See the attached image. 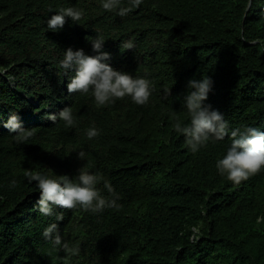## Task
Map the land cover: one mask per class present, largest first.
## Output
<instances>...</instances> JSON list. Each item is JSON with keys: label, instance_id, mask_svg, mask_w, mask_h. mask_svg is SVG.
<instances>
[{"label": "trees", "instance_id": "16d2710c", "mask_svg": "<svg viewBox=\"0 0 264 264\" xmlns=\"http://www.w3.org/2000/svg\"><path fill=\"white\" fill-rule=\"evenodd\" d=\"M61 7L85 15L48 31L46 19ZM97 35L114 69L151 81L146 106L126 97L98 108L90 95L67 93L64 50L96 55L89 40ZM128 40L134 48L124 50ZM262 41L264 0H143L125 17L103 11L99 0H0V116L16 112L35 132L18 145L0 125V264H264V224L255 223L264 215V170L234 186L215 169L230 135L193 154L173 129L189 121L188 81L209 76L205 103L230 129L264 130ZM64 107L72 108L74 127L46 119ZM93 124L100 135L88 140ZM82 167L103 177L97 187L117 206L40 215L25 172L72 177ZM52 223L78 256L43 237Z\"/></svg>", "mask_w": 264, "mask_h": 264}, {"label": "clouds", "instance_id": "9594fccd", "mask_svg": "<svg viewBox=\"0 0 264 264\" xmlns=\"http://www.w3.org/2000/svg\"><path fill=\"white\" fill-rule=\"evenodd\" d=\"M142 3L143 0H127V6H122V0H99V6L103 11L115 12L120 17L127 16ZM250 4L251 0H249ZM84 15V9L61 7L46 19L47 30L53 33L60 32L64 28L66 19L77 25ZM89 41L96 55H88L83 49L73 50L69 47L64 50L63 58L59 61V67L64 74L71 73L66 85L67 93L90 95L98 108L110 106L126 97L135 105L146 106L153 92L151 81L142 76H134L114 69L108 63L110 54L103 51L105 40L101 36L97 35ZM122 47L124 50L133 49L134 42L128 40ZM213 84L209 76L188 81V91L183 95L182 102L189 121L185 124L177 121L173 124V129L184 137L188 150L193 154L206 148L209 143L223 141L225 136L230 135L231 144L222 158L216 160L215 169L218 175L238 186L264 170V130L252 126L230 129L223 113L205 103L213 91ZM46 119L53 123L57 120L63 121L65 127H74L76 124L71 107H64L57 113H49ZM0 125L7 129L8 134L18 145L28 143L35 135L34 130L22 126L16 112H10L7 119L0 116ZM85 135L88 140H92L100 135V130L93 124L85 130ZM85 158L86 153L79 151L78 159L85 160ZM24 175L29 184L35 182L39 193L36 208L42 216H52L57 208L100 213L106 207L117 206L115 199L106 197L97 187L103 177L87 168L78 169V173L72 177L68 175L49 177L39 171L31 170L26 171ZM8 186L10 189L15 188L16 181L13 179ZM103 186L109 196L116 197L115 190L108 181H104ZM56 220H63V216L56 215ZM255 223L264 224V215H258ZM191 231L193 233L191 238H195L199 233V227L193 226ZM42 235L55 247L71 256L79 255L78 246L72 247L62 240L57 223L48 225Z\"/></svg>", "mask_w": 264, "mask_h": 264}]
</instances>
